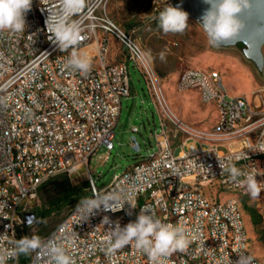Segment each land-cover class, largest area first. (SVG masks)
<instances>
[{
	"label": "built area",
	"instance_id": "2783aa9c",
	"mask_svg": "<svg viewBox=\"0 0 264 264\" xmlns=\"http://www.w3.org/2000/svg\"><path fill=\"white\" fill-rule=\"evenodd\" d=\"M182 1L152 3L176 7ZM109 2L87 0L84 12L74 17L85 37L80 51L92 58L87 74L66 69L71 49L61 52L48 39L47 10H56L59 0H32L25 32L0 31V99L4 100L0 104V234L18 239L24 215L30 212L28 205L39 189L56 176L72 178L86 168L87 197L122 190L136 207L125 202L122 210H100L81 220L80 202L75 204L42 240L58 236L61 228L75 231L76 242L69 252L76 264H149L132 245L108 253L104 243L117 222L121 227L134 222L145 206L155 218L182 224L197 237L185 251L167 257L166 264H236L240 257L248 264H262L250 251L240 202L219 198L250 195L230 180L219 161L231 158L236 167L256 172L257 181L264 182V152L259 151L264 144V109L244 96H231L218 72L189 69L179 77L177 89L197 92L205 105L215 109L217 119L204 130L176 118L165 101L152 57L110 18ZM131 67L142 73L173 130L161 123L155 133L157 152L99 188L89 164L100 149H106V159L115 149L122 101L132 97ZM178 136L182 140L176 141ZM259 196L264 203V190ZM105 216L109 224L103 223ZM8 264H20V256ZM27 264H48V257L43 250L33 252Z\"/></svg>",
	"mask_w": 264,
	"mask_h": 264
},
{
	"label": "rangeland",
	"instance_id": "374dc122",
	"mask_svg": "<svg viewBox=\"0 0 264 264\" xmlns=\"http://www.w3.org/2000/svg\"><path fill=\"white\" fill-rule=\"evenodd\" d=\"M165 7L162 2L153 4L152 0H110L107 10L110 18L122 30L132 34L152 57L159 84L178 118L204 130L211 128L217 119L215 109L205 105L197 92H180L177 89L179 77L189 69L218 72L231 96H244L252 105L264 109V62L259 65L249 57L247 44L237 42L215 46L209 42L203 28L194 18H189L188 27L183 33H164L159 26V13ZM131 85L132 97L123 99L121 115L115 128V149L109 159H106V149H100L89 164L99 188L109 184L115 175L123 174L141 158L157 152L155 133L160 131L161 123L173 130L160 107H157L144 76L134 67H131ZM134 128L139 132H133ZM133 138L140 145L139 153L133 150ZM182 138L178 136L176 141ZM63 177L56 176L39 189L36 199L28 205L30 212L53 208L51 203L63 189ZM69 179L74 187L82 186L89 182V172L84 168ZM219 198H236L240 202L245 214L250 251L264 264L262 197L253 199L250 196L222 194ZM73 206L53 208L50 215L36 220L31 227L20 229L18 238L31 237L33 234L45 237L65 219ZM253 212L261 217L257 226L252 222Z\"/></svg>",
	"mask_w": 264,
	"mask_h": 264
},
{
	"label": "clouds",
	"instance_id": "9594fccd",
	"mask_svg": "<svg viewBox=\"0 0 264 264\" xmlns=\"http://www.w3.org/2000/svg\"><path fill=\"white\" fill-rule=\"evenodd\" d=\"M208 7L202 12L199 21L208 40L213 45L231 43L247 27L246 14L252 11L255 0H203ZM32 0H0V31L9 30L13 33H23L26 29V16L31 10ZM87 0H59L56 10H47L45 20L48 39L61 52L71 49L64 63L66 69L87 74L92 68V58L87 52L80 51L84 40L80 22L74 17L83 13ZM189 13L180 7L166 6L159 13V26L164 33H183L188 27ZM264 36V26L259 28ZM4 100L0 99V104ZM259 151L264 152V144ZM223 172L229 174L232 182L246 189L251 198H257L264 182H258L257 173L246 172L236 167L231 158L219 161ZM125 202L132 208L136 205L121 190L109 193H95L93 197L83 198L77 205L81 213L80 219L86 220L97 211L116 212L124 208ZM102 206V209H101ZM131 215V213H129ZM31 227L33 218L28 217ZM103 223L109 224L107 216ZM77 233L60 229L58 236L54 235L47 241L39 235L24 236L20 239H9L7 233L0 234V264H8L9 260H18L20 255H30L43 250L48 257V264H76L70 254L76 242ZM197 237L190 235L182 224L164 223L155 218V213L147 206L141 208L137 219L121 227L119 222L110 229L104 237L106 251L114 253L125 246L132 245L137 251L147 256L149 264H166V258L176 251H185ZM10 245V246H7ZM236 264H248L240 257Z\"/></svg>",
	"mask_w": 264,
	"mask_h": 264
},
{
	"label": "water",
	"instance_id": "95a60500",
	"mask_svg": "<svg viewBox=\"0 0 264 264\" xmlns=\"http://www.w3.org/2000/svg\"><path fill=\"white\" fill-rule=\"evenodd\" d=\"M176 7H180L182 10L188 12L189 18H194L200 23L199 18L204 9L208 6L203 3V0H183L181 3L176 5ZM246 19L247 27L231 43H246L249 47V57L259 65H262L264 62L262 53V47L264 46V36L260 34L259 28L264 26V0H255L252 11L246 14ZM132 143L133 150L136 153H139L140 145L137 143L135 138L132 139ZM28 217L33 218V224L36 222V215L33 212L26 213L23 219L24 227L26 228L30 227L27 223Z\"/></svg>",
	"mask_w": 264,
	"mask_h": 264
},
{
	"label": "trees",
	"instance_id": "16d2710c",
	"mask_svg": "<svg viewBox=\"0 0 264 264\" xmlns=\"http://www.w3.org/2000/svg\"><path fill=\"white\" fill-rule=\"evenodd\" d=\"M64 185L61 193L58 195V197L51 203L53 208H63L70 205H75L79 203L83 198H86L89 193L86 191L89 187V182L83 184L82 186L74 187L70 183V179L67 175H64L63 177ZM47 184V183H46ZM53 208L47 210H34L33 213L36 215V220H39L40 218H43L45 216L50 215L53 212ZM252 222L255 226L259 225L261 222V217L259 215H256V213H252ZM19 239V238H18ZM31 255H20V264H27L31 260Z\"/></svg>",
	"mask_w": 264,
	"mask_h": 264
},
{
	"label": "bare ground",
	"instance_id": "6f19581e",
	"mask_svg": "<svg viewBox=\"0 0 264 264\" xmlns=\"http://www.w3.org/2000/svg\"><path fill=\"white\" fill-rule=\"evenodd\" d=\"M165 101H166V103H167V105H168V107H169V110H170V112L176 117V118H178V116L171 110V108H170V106H169V104H168V102H167V100H166V97H165ZM179 119V118H178ZM181 120V119H180Z\"/></svg>",
	"mask_w": 264,
	"mask_h": 264
}]
</instances>
